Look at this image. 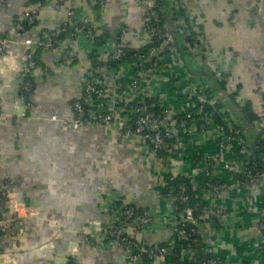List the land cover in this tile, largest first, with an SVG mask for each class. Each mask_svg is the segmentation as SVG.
<instances>
[{
    "label": "crops",
    "instance_id": "crops-1",
    "mask_svg": "<svg viewBox=\"0 0 264 264\" xmlns=\"http://www.w3.org/2000/svg\"><path fill=\"white\" fill-rule=\"evenodd\" d=\"M164 1L178 34L188 25L196 34L192 67L224 81L223 91L236 94L241 107L247 106L257 120L261 119L264 9L257 0ZM174 1L186 4L187 12L180 15L173 10ZM106 4L105 10L97 0H7L0 5V190L12 183L8 194L35 208L34 215L9 225L11 232L0 233V264H130L121 246L108 242L92 245L82 238L90 226H108L113 220V207L127 205L154 216L147 229H138V219L125 224L128 236L145 249L173 247L176 214L164 196L170 174L188 179L197 206H202L196 212L199 241L188 257L213 255L222 264H264V234L259 228L264 216V178L256 187L239 185L244 156L229 146L222 151L221 160L209 165V171L216 180L236 187L218 193L200 187L198 179L205 174V158L219 149V132L203 134L196 122L184 147L175 142L164 154H155L140 139L121 141L115 125L78 130L69 124L75 115L73 103L82 97L95 64L107 90L103 99L92 101V108L108 103L122 114L137 102L168 108L181 116L194 108L189 96L191 85L215 91L206 78L190 73L185 65L179 69L173 57L164 56L161 67L141 81L138 97L127 92V85L137 77L136 64L125 62L114 67L109 56L122 28L128 30L123 37L126 49L141 51L150 41L143 33L136 0H107ZM37 8L35 24L24 32L15 31V22ZM71 12L78 15L76 26L92 33L77 40L71 64L64 63L63 55L74 29L56 38L52 49L26 45V40L36 41L64 25ZM98 38L103 40L101 44ZM30 51L38 62L35 88L28 102H16L25 78L23 58ZM178 73L183 74V80L175 85ZM54 115L57 120H53ZM231 125L245 131L252 154L254 145L256 158L264 159L258 152L259 143L264 142L261 133L248 130L243 123ZM226 129L230 131L229 126ZM233 159L241 163L236 174L225 169L226 162ZM215 209L226 213L221 222L210 214ZM6 215V206L0 203V216ZM138 264H172V260L166 256Z\"/></svg>",
    "mask_w": 264,
    "mask_h": 264
},
{
    "label": "built area",
    "instance_id": "built-area-1",
    "mask_svg": "<svg viewBox=\"0 0 264 264\" xmlns=\"http://www.w3.org/2000/svg\"><path fill=\"white\" fill-rule=\"evenodd\" d=\"M63 3L67 0H58ZM158 0H136V7L141 9V16L143 20V33L148 37L150 41L148 52L142 53L135 51L130 55H127L126 47L123 44V37L127 34V28H122L120 34V40L117 42L114 51L109 56V63L114 62H130L136 64V79L131 81L126 91L131 95L139 96V86L143 78L153 71L158 70L161 67L163 50H170V54L167 56L173 57L176 65L179 69L184 67V62L177 52L176 43L171 33L167 31L166 26L159 24V15L157 10ZM7 0H0V5L6 4ZM102 10L106 9L107 0H97ZM259 7L264 9V0H257ZM173 10L185 13L188 7L184 3L175 2ZM33 9L26 12L21 21L15 22V31L24 32L27 28L33 26L36 22L38 10ZM78 15L76 12H71L68 17V21L64 25L55 29L53 32L43 35L36 41L26 40V45L29 47H36L40 50H49L55 46L56 38H60L67 33L68 30L74 29L71 34V40L66 44L63 60L65 64H71L72 60L76 56V43L81 36H91V31L85 30V28H79L76 26ZM86 24V23H85ZM189 25L183 27L180 30L181 42L187 41V35H189ZM98 43H102L101 38L97 39ZM157 43V45H155ZM1 52V50H0ZM127 56V57H126ZM23 72L25 78L21 84L20 94L17 97L16 102L19 99H25L24 96L31 94L34 91L35 84L33 77L35 76L38 68V62L32 51L27 53L24 58ZM205 68V65H204ZM187 78L191 76L186 75ZM183 80V74L178 73L176 75L175 85H179ZM107 85L106 81L101 75L100 68L97 64L94 65V74L86 82L83 95L80 99L75 100L73 103L74 118L69 124L74 129H83L91 126H106L115 125L118 131V137L121 141L127 142L129 140L140 139L147 143L153 153L161 154L165 152L168 146L172 143L178 142L181 147L185 146L184 142H187L193 135V126L197 122L199 132L207 134L215 130L219 132V149L212 155L205 158L206 164L202 172L208 178L206 190H212V192H221L222 190H228L236 187L220 182L212 177L209 171V165L222 159V151L232 146L237 151H240L244 156L245 167L243 169V181L239 183L242 186L256 187L259 181L264 178V171L260 168L258 163L251 159V148L249 145V138L245 131L237 129L236 126L231 124L236 122L242 124L239 116L230 111V107L227 102L222 99L216 91L213 89V94L209 92L205 93V90H200L198 87L190 86V98L194 100V110L187 109L183 115L177 117L174 113H171L168 108H161L159 115H156L151 109L156 107L154 105L148 106L141 103H132L129 108L122 114L117 113L114 110L112 104H104L95 108H92L94 99H103L106 95ZM30 95V96H31ZM20 97V98H19ZM221 102L224 105V109H221L223 120L226 122V126L230 127L229 132L224 131V127L214 123L210 112H205L204 115L199 118V121L195 119L197 113H203L204 108L207 110L215 108L217 103ZM235 102L238 100L236 98ZM241 107V102H238ZM242 108V107H241ZM2 111V104L0 102V113ZM262 118L256 120L253 125L255 129L261 133L264 137V109L261 113ZM137 117L135 121L133 118ZM56 115L53 116V120H57ZM213 124L215 126H213ZM226 130V129H225ZM264 158V152L262 154ZM241 163L237 159L226 162L225 169L230 174H236L240 168ZM207 167V168H206ZM206 168V169H205ZM170 181H175L178 176L170 174ZM12 183H7L5 189L0 190V203H3L7 209L6 216H0V233L11 232L8 228L9 225L17 222L22 217L32 216L35 213V208L20 203L16 197L8 194V188ZM167 192L164 194L165 198L169 199L172 205V210L176 214V222L173 227L174 242L175 245L171 248L162 245H155L151 248L145 249L143 244L137 241L135 238L126 234L123 226L135 218V208L133 206H124L121 209L113 207L111 209L112 222L106 227H88L82 233V238L92 245L103 244L108 242L112 245L117 244L121 246L129 255L130 264L142 263L146 260L161 259L166 256L172 258L177 257V264H185V260L194 261L199 258L188 257L189 253L194 249L192 247V240L195 235H198V220L195 215V209L189 205V195L187 188L184 184L178 187V191L170 186H167ZM213 218L219 222L226 218V213L223 209H215L210 212ZM154 221V216L149 213H144L143 216L137 222L138 229H147ZM194 227V230L190 229ZM259 228L264 234V216L259 220ZM177 242H180L178 245ZM179 248V252L176 254L173 250ZM200 259H202L200 257ZM69 264H77L75 261L69 262ZM203 264H222L221 261L213 256L208 255V259L203 261Z\"/></svg>",
    "mask_w": 264,
    "mask_h": 264
},
{
    "label": "trees",
    "instance_id": "trees-1",
    "mask_svg": "<svg viewBox=\"0 0 264 264\" xmlns=\"http://www.w3.org/2000/svg\"><path fill=\"white\" fill-rule=\"evenodd\" d=\"M158 3H157V10H158V15H159V21H157V22H159V24L161 25V26H164V25H166L167 26V23H166V20H165V18H164V15H162L163 13H162V6H161V4L159 3V1H157ZM163 3H164V5H165V7H166V4H165V1H163ZM170 26H171V29L170 28H168V26H167V31L169 32V33H171V34H173V35H175L176 36V38H177V45H176V48H177V52L183 57V58H185V60H186V62H187V65L188 66H186L187 68H188V70L190 71V73H197L198 74V72H199V70L198 69H195V68H193L192 67V65H191V60H190V58L193 56V54H192V50L191 49H194V48H196V34H195V32H193L191 29V26H189V31H190V33H189V35H187V41L185 42V43H183V42H181V39H180V34H178V31H177V27L176 26H174L173 24V19H172V17H171V20H170ZM67 34H70V32H69V30L67 31V33L66 34H64L63 36H67ZM71 36V35H70ZM99 44H101V43H99ZM155 45H157V43L155 44ZM150 47H153L152 45L151 46H148L146 49H143V50H141L140 52H142V53H146V52H148V49L150 48ZM126 52H127V55H130L131 53H133V52H135V51H132V50H129V49H126ZM170 54V50H163L162 52H161V55H163V56H167V55H169ZM127 57V56H126ZM119 63H124L123 61H121V62H114L113 64H111L110 63V65L111 66H117V65H119ZM213 79H215V78H213ZM217 83H218V85H219V87H220V89L221 90H224L225 89V82L224 81H221V82H219V81H217V80H215ZM174 85V84H173ZM174 89H175V87H174ZM216 91V90H215ZM209 92H211L212 94H213V90L212 89H207V90H205V93H209ZM30 95L31 94H27V95H25L24 96V98H25V100L28 102V100L30 99ZM229 97L233 100V101H235L236 100V94H234V93H232V94H229ZM136 103V102H135ZM153 102L151 101V103H148V104H152ZM153 105V104H152ZM221 109H224V105L221 103V102H219V103H217V106L215 107V108H212V109H209V110H207L206 108H204V111H203V113L201 114L200 112L199 113H197V115H196V117H195V119L196 120H198L199 121V118H201L203 115H204V113L205 112H210V115H211V117H212V119L214 120V123L215 124H218V125H221V126H223L225 129L227 128V126H226V122L223 120V113L221 112ZM152 111H154L155 113H156V115H159L160 114V112H161V108H159L158 106L157 107H154V108H152L151 109ZM190 110H194V109H191L190 108ZM242 110H243V112L251 119V121H252V123H254L257 119V117H256V115H254V114H252V112H250V110H249V108L247 107V106H245V107H242ZM230 111H232V112H234L232 109H231V107H230ZM235 113V112H234ZM177 117H179L178 115H177ZM136 118L137 117H134L133 118V121H135L136 120ZM227 130V129H226ZM249 130V129H248ZM251 130V129H250ZM169 143H174L173 141L172 142H169ZM258 152H259V155L261 154H263V152H264V142H260L259 143V145H258ZM160 153H162V154H164V152H160ZM251 159L252 160H254V161H256L257 163H258V165L260 166V168L264 171V159H262L261 157H260V159H258V158H256V156H254L253 154L251 155ZM198 181H199V184H200V187H203V188H205L206 189V186H207V182H208V178L205 176V174H202V175H200V177H199V179H198ZM166 182H167V186H170V187H172L173 189H174V191L176 192V191H178V187L181 185V184H184L185 186H186V188H187V193H188V195H189V205L190 206H192L194 209H195V215L197 214L196 212H198L199 211V207H202L200 204H199V206H197L198 204V201L196 200V197H195V192H194V189H193V186L191 185V183H190V181L188 180V179H186L185 177H181V176H178L177 177V179L175 180V181H170V177H169V175L167 176V179H166ZM167 189V188H166ZM164 190V194L167 192V190ZM196 204V205H195ZM129 206H132V205H129ZM134 208H135V218H134V220L136 219H140L142 216H143V212L142 211H140V210H138L135 206H133ZM139 212V213H138ZM140 212H141V214H140ZM139 214H140V216H139ZM197 216V215H196ZM190 229H192V230H194V227H190ZM199 240H198V235H195L194 237H193V240H192V247L193 248H196L197 246H196V242H198ZM177 244L179 245L180 244V242H177ZM162 246H164V245H162ZM176 254L179 252V248H175L174 250H173ZM202 259H197V260H194V261H188V260H185V264H203V261L205 260V259H208V256H202L201 257ZM176 260H177V257L176 258H172V264H177V262H176ZM147 261V260H146ZM184 264V263H183Z\"/></svg>",
    "mask_w": 264,
    "mask_h": 264
},
{
    "label": "water",
    "instance_id": "water-1",
    "mask_svg": "<svg viewBox=\"0 0 264 264\" xmlns=\"http://www.w3.org/2000/svg\"><path fill=\"white\" fill-rule=\"evenodd\" d=\"M159 3L161 4L162 6V12H163V15H164V18L166 20V23H167V26L168 28L171 29V26H170V20H171V15L169 14V11L167 10V8L165 7L163 1L164 0H158ZM173 35V34H172ZM174 37V40H175V43L176 45L178 44L177 43V38L175 35H173ZM183 62H184V65L185 66H188L187 65V62L185 60V58H183ZM199 75H201L202 77L206 78L210 84L213 86V88L216 90L217 94L222 98L224 99L228 106L231 107V109L239 116L240 120L243 122V124L248 128V129H255V126L253 125L251 119L243 112L242 108L235 102L233 101L229 95L227 93H225L223 90L220 89L218 83L215 81V79H213V77L211 76V74L209 73V71L207 70H199L198 72ZM256 130V129H255ZM252 148H253V152H254V155L257 157V154L255 152V146L252 145Z\"/></svg>",
    "mask_w": 264,
    "mask_h": 264
}]
</instances>
